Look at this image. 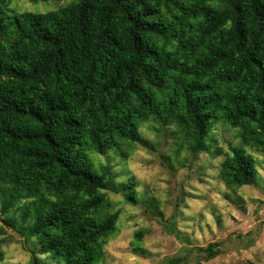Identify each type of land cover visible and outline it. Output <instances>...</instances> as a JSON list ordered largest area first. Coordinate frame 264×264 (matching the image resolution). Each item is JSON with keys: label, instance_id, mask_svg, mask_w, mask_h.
Listing matches in <instances>:
<instances>
[{"label": "trees", "instance_id": "obj_1", "mask_svg": "<svg viewBox=\"0 0 264 264\" xmlns=\"http://www.w3.org/2000/svg\"><path fill=\"white\" fill-rule=\"evenodd\" d=\"M1 2V209H21L22 233L54 264L102 259L118 219L104 190L138 199L98 157L127 156L150 119L176 122L193 152L218 120L237 128L243 147L228 145L218 175L253 183L244 147L264 153V0H72L11 17ZM216 246L195 250L208 260Z\"/></svg>", "mask_w": 264, "mask_h": 264}, {"label": "rangeland", "instance_id": "obj_2", "mask_svg": "<svg viewBox=\"0 0 264 264\" xmlns=\"http://www.w3.org/2000/svg\"><path fill=\"white\" fill-rule=\"evenodd\" d=\"M70 1L6 0L3 11L10 17L45 12ZM138 130L144 141L132 143L127 156L109 151L98 157L111 163L115 182H132L138 202H126L121 191L104 190L110 210L118 213L117 231L97 264H164L186 254L183 264H264V153L244 147L255 160L254 181L229 188L218 171L229 144L243 147L237 128L218 120L204 139L207 149L197 152L176 122L161 126L150 119ZM1 200L0 189V264H54L39 252L36 238L22 233L26 222L21 209L13 207L4 215ZM137 231L142 232L139 242ZM212 243L218 253L205 260L195 248Z\"/></svg>", "mask_w": 264, "mask_h": 264}]
</instances>
